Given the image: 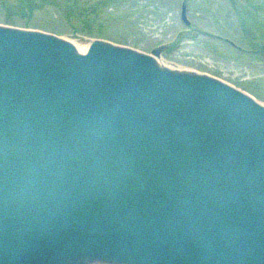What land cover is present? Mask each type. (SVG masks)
I'll list each match as a JSON object with an SVG mask.
<instances>
[{
	"label": "water",
	"instance_id": "1",
	"mask_svg": "<svg viewBox=\"0 0 264 264\" xmlns=\"http://www.w3.org/2000/svg\"><path fill=\"white\" fill-rule=\"evenodd\" d=\"M161 51L0 24V264H264V104Z\"/></svg>",
	"mask_w": 264,
	"mask_h": 264
},
{
	"label": "rangeland",
	"instance_id": "2",
	"mask_svg": "<svg viewBox=\"0 0 264 264\" xmlns=\"http://www.w3.org/2000/svg\"><path fill=\"white\" fill-rule=\"evenodd\" d=\"M246 10V0H0V24L85 47L95 39L146 54L161 47L157 60L166 67L213 76L264 104L263 57L249 50L263 41L251 45Z\"/></svg>",
	"mask_w": 264,
	"mask_h": 264
},
{
	"label": "flooded vegetation",
	"instance_id": "3",
	"mask_svg": "<svg viewBox=\"0 0 264 264\" xmlns=\"http://www.w3.org/2000/svg\"><path fill=\"white\" fill-rule=\"evenodd\" d=\"M184 4V3H183ZM247 5V31L250 33V40L253 45L261 44L258 40L263 41L262 48H257L252 50L250 55L256 56L257 54H262V59L264 61V0H246ZM221 38V36H217ZM225 42H228L230 45L234 46L232 41H229L227 38L223 39ZM264 64V62H263Z\"/></svg>",
	"mask_w": 264,
	"mask_h": 264
},
{
	"label": "bare ground",
	"instance_id": "4",
	"mask_svg": "<svg viewBox=\"0 0 264 264\" xmlns=\"http://www.w3.org/2000/svg\"><path fill=\"white\" fill-rule=\"evenodd\" d=\"M72 42V41H71ZM74 45H75V47H76V49H77V51L78 52H80V53H84L85 52V46H81V45H78V44H76L75 42H72ZM157 62H158V65H160V66H165L164 64H162V63H160L158 60H157ZM168 67V66H167ZM170 68V67H169ZM173 69V68H172Z\"/></svg>",
	"mask_w": 264,
	"mask_h": 264
}]
</instances>
